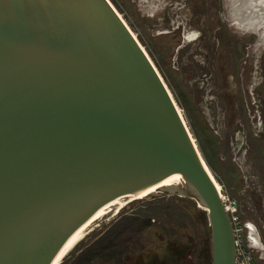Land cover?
Listing matches in <instances>:
<instances>
[{
  "label": "water",
  "instance_id": "water-1",
  "mask_svg": "<svg viewBox=\"0 0 264 264\" xmlns=\"http://www.w3.org/2000/svg\"><path fill=\"white\" fill-rule=\"evenodd\" d=\"M222 1L227 25L264 50V0ZM209 172L108 0H0V264H52L96 213L148 188L205 209L211 264H234ZM244 227L264 261L257 228Z\"/></svg>",
  "mask_w": 264,
  "mask_h": 264
},
{
  "label": "rangeland",
  "instance_id": "rangeland-1",
  "mask_svg": "<svg viewBox=\"0 0 264 264\" xmlns=\"http://www.w3.org/2000/svg\"><path fill=\"white\" fill-rule=\"evenodd\" d=\"M205 1L207 5L203 0L192 1L204 14V22L200 28H191L190 8L184 14L169 9L167 15L165 8L156 9L157 0H109L180 109L221 194L238 202L243 223L257 228L264 247V50H254L256 37L238 34L227 25L222 0ZM258 1L263 0H253ZM220 24L225 30L219 45L214 34ZM234 38L241 39L245 50L239 73L242 83L230 49ZM254 52L258 56L257 86L248 94L240 89L248 78L247 56ZM248 95L258 105L262 117L258 122L249 115ZM106 220L97 223L61 264H211L210 228L206 214L194 201L157 191L129 202ZM255 254L259 259L260 253Z\"/></svg>",
  "mask_w": 264,
  "mask_h": 264
},
{
  "label": "flooded vegetation",
  "instance_id": "flooded-vegetation-1",
  "mask_svg": "<svg viewBox=\"0 0 264 264\" xmlns=\"http://www.w3.org/2000/svg\"><path fill=\"white\" fill-rule=\"evenodd\" d=\"M192 1L193 0H157L156 9L159 10L161 8L162 9L165 8V10H164L165 14L168 15L169 14L168 13L169 9L176 8L180 14L181 13L184 14V11L186 9L190 8L192 10V14H191V18L189 19V22H188L189 25H190L189 27H191L192 25H196L197 27H199V25H202V22H204V14H202L199 11L196 10L197 9V8H195L196 5H192V3H193ZM203 1L207 5V2L205 0H203ZM197 2H199V1H197ZM204 2H203V5H205ZM191 6H193V8H191ZM148 7H152V3H150V5L148 4ZM144 11L148 12V11H150V9H145ZM185 15H186V12H185ZM167 19L170 21L169 17ZM220 26L222 27L223 31H221ZM220 26H219V28H217L215 30V34H214L216 36L215 38H217V42H218L217 44L221 43V41H220L221 37L220 36H221V33H223L224 30H225L223 25L220 24ZM177 28L181 29L182 25H179V27H177ZM181 31L183 32V30H181ZM203 33H204V31H203ZM203 33H201V35H200L201 37L203 36ZM180 34H181V32H180ZM190 37L193 40H195V38H193L194 35H192ZM253 39L255 40V36L253 37ZM231 41H232V46L230 47V49L233 50L232 51L233 52V54H232L233 63L235 64V68H236L237 73L239 75L240 70H242L241 65H243V57L245 56V50L243 51L242 41H241L240 38H234ZM228 54L229 53H226V57H227ZM226 57H225V60H226ZM227 59L231 60V55H228ZM257 59H258V56L256 55L255 52H254V54L251 57L247 56V61L248 62H247V64H244V66H245V69H248L247 72L245 73L246 74V78H247V76H248V78L246 79L247 81L245 80L246 84L242 85V86H244L243 87L244 89L239 86V89L241 88L240 92H243V90H246L248 92V94H249L250 88H252V86H254V87L257 86L256 81H257V78H258V70H259L258 66L256 65ZM239 81H240V83H242L240 75H239ZM248 96H250V95H248ZM248 99H249L248 100V104L252 108V111H251V113L249 115H250V117H252V119H256V121H257L258 118H262L261 115L258 113V107H257L258 105L256 104V102L251 100V96ZM246 107H247V103L244 105V108H246ZM248 108H250V107H248ZM257 217H258V219L261 218L260 215H257ZM259 222L261 223V221L258 220V223ZM260 240H261V237H260Z\"/></svg>",
  "mask_w": 264,
  "mask_h": 264
},
{
  "label": "bare ground",
  "instance_id": "bare-ground-1",
  "mask_svg": "<svg viewBox=\"0 0 264 264\" xmlns=\"http://www.w3.org/2000/svg\"><path fill=\"white\" fill-rule=\"evenodd\" d=\"M109 1V0H108ZM110 3V2H109ZM111 4V3H110ZM112 6V4H111ZM113 7V6H112ZM114 8V7H113ZM115 9V8H114ZM116 11V10H115ZM117 12V11H116ZM118 14V12H117ZM119 15V14H118ZM119 17L122 19V17L119 15ZM123 20V19H122ZM125 23V22H124ZM126 24V23H125ZM128 27V26H127ZM129 28V27H128ZM130 30V29H129ZM131 31V30H130ZM132 33V32H131ZM133 34V33H132ZM133 36L135 37V39L137 40L135 34H133ZM138 41V40H137ZM141 46V45H140ZM142 48V46H141ZM143 51L145 52L144 48H142ZM146 53V52H145ZM147 55V54H146ZM148 57V55H147ZM149 58V57H148ZM150 60V58H149ZM151 61V60H150ZM152 63V62H151ZM153 64V63H152ZM156 69V68H155ZM162 79V78H161ZM163 81V80H162ZM164 83V82H163ZM166 86V85H165ZM167 88V87H166ZM168 90V89H167ZM169 91V90H168ZM170 94V92H169ZM171 96V94H170ZM172 97V96H171ZM173 99V98H172ZM174 101V100H173ZM175 103V102H174ZM176 105V104H175ZM177 107V105H176ZM177 110L179 112V114L181 115V118L184 121V118L182 116V113L180 111V109L177 107ZM210 173V172H209ZM211 178L213 179L215 186L220 194V196L223 198V195L221 194V187L219 186V184L215 181V179L213 178L212 174ZM157 186H162V185H166V183L161 182L159 184H156ZM153 187V186H152ZM151 188V187H150ZM149 189V188H148ZM146 189L145 191L139 193L137 196H135V199H142L143 197H147L150 196V194L157 192V190H148ZM132 200H122V199H117L115 202H113L110 206H108L107 208L103 209L102 211L96 213L90 220H88L85 224H83L72 236L71 238L67 241V243L64 245V247L62 248V250L60 251V253L57 255V257L55 258V260L53 261L52 264H61L63 259L70 253L72 252L75 247L85 238V236L92 231L93 227L96 226L97 223L103 221L104 219H107L106 221L110 220L111 218L115 217L116 215L119 214V212ZM198 208L201 209L202 211L205 210L203 209L201 206L198 205ZM96 228V227H95ZM94 228V229H95Z\"/></svg>",
  "mask_w": 264,
  "mask_h": 264
},
{
  "label": "built area",
  "instance_id": "built-area-1",
  "mask_svg": "<svg viewBox=\"0 0 264 264\" xmlns=\"http://www.w3.org/2000/svg\"><path fill=\"white\" fill-rule=\"evenodd\" d=\"M221 199L232 227L235 245L234 264H260L255 252L247 245L246 229L239 214L238 202L235 199H229L225 196L223 198L221 197Z\"/></svg>",
  "mask_w": 264,
  "mask_h": 264
}]
</instances>
